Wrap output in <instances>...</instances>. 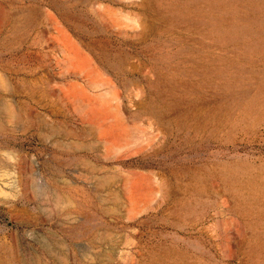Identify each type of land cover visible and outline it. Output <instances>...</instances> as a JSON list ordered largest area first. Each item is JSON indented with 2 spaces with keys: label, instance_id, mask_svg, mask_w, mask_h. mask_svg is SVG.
Segmentation results:
<instances>
[{
  "label": "rangeland",
  "instance_id": "obj_1",
  "mask_svg": "<svg viewBox=\"0 0 264 264\" xmlns=\"http://www.w3.org/2000/svg\"><path fill=\"white\" fill-rule=\"evenodd\" d=\"M0 264H264V0H0Z\"/></svg>",
  "mask_w": 264,
  "mask_h": 264
}]
</instances>
